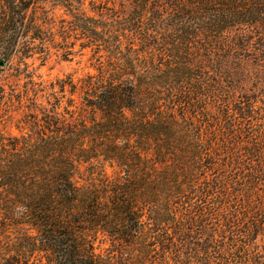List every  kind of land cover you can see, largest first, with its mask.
I'll list each match as a JSON object with an SVG mask.
<instances>
[{"label":"trees","instance_id":"obj_1","mask_svg":"<svg viewBox=\"0 0 264 264\" xmlns=\"http://www.w3.org/2000/svg\"><path fill=\"white\" fill-rule=\"evenodd\" d=\"M4 2L0 264H264V0Z\"/></svg>","mask_w":264,"mask_h":264},{"label":"rangeland","instance_id":"obj_2","mask_svg":"<svg viewBox=\"0 0 264 264\" xmlns=\"http://www.w3.org/2000/svg\"><path fill=\"white\" fill-rule=\"evenodd\" d=\"M29 13H27V21L29 20ZM8 15L7 8L5 6L4 0H0V32L3 27H6L7 21L6 16ZM56 20L60 17H64L62 10H57L55 13ZM25 41H28V36L22 38V44L18 48V51L10 61L3 66L0 63V83L4 85L6 92L13 90V82L16 79V69L17 67H24L23 63H27V70H34L35 73L41 76V79L45 82H50L55 79L70 77L74 83H79V80L83 78L88 73H93V69L90 67V61L88 60L90 53L88 51L84 52L83 56L76 55L68 58L62 56L61 51L56 49H51L43 60L42 54L34 55L32 58H25V46L22 48V45ZM77 49V47H76ZM0 59L1 53H0ZM19 85L24 86L26 80L20 78L18 81ZM4 116L8 115V112L2 111ZM20 118V115L17 113H12V116L5 119L3 124H0V131L5 135H16L18 131L15 127L16 120ZM105 171L107 174L112 175L114 173L112 168L106 167ZM9 227V226H8ZM13 228H7L2 230L0 227V247H2L4 242L13 241ZM10 248V246H9ZM13 248V247H11ZM36 258V257H35Z\"/></svg>","mask_w":264,"mask_h":264}]
</instances>
